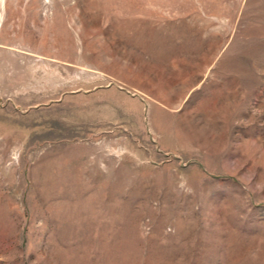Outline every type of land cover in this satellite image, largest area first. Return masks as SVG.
I'll return each instance as SVG.
<instances>
[{"label":"rangeland","instance_id":"1","mask_svg":"<svg viewBox=\"0 0 264 264\" xmlns=\"http://www.w3.org/2000/svg\"><path fill=\"white\" fill-rule=\"evenodd\" d=\"M0 264H264V0H0Z\"/></svg>","mask_w":264,"mask_h":264}]
</instances>
